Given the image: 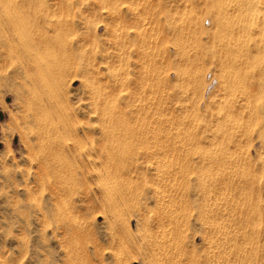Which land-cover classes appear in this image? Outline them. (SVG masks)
<instances>
[{
	"label": "rangeland",
	"instance_id": "1",
	"mask_svg": "<svg viewBox=\"0 0 264 264\" xmlns=\"http://www.w3.org/2000/svg\"><path fill=\"white\" fill-rule=\"evenodd\" d=\"M31 1L40 17L61 16L75 42L44 83L51 93L40 85L58 98L49 119L76 125L87 146L103 141L105 123L149 140L106 168L88 151L87 180L62 192L41 154L31 163L25 101L39 87L10 62L0 74V264H72L71 252L73 264L92 253V264H264V0ZM213 203L224 212H209ZM233 209L249 222L230 223Z\"/></svg>",
	"mask_w": 264,
	"mask_h": 264
},
{
	"label": "bare ground",
	"instance_id": "2",
	"mask_svg": "<svg viewBox=\"0 0 264 264\" xmlns=\"http://www.w3.org/2000/svg\"><path fill=\"white\" fill-rule=\"evenodd\" d=\"M4 3H5V0H0V74H2L7 69V66L10 65V62H12L13 60H16L14 62L18 63L17 65H18L19 69H17V71H19V76L23 77L27 81L28 87L29 86L35 87V85L39 87V89H35V90H33L32 88H34V87H32L31 88L32 90L31 91L29 90L30 96H28L26 101H25L26 104H30V106L28 107V109H29L28 111L31 112L30 113L31 119H27L28 126L26 127L27 131L25 132L26 134L30 135L27 138H28V141L31 142V144L28 143L27 146L28 147L31 146V148H29V149L33 150V154H32V152H31V154L35 156L33 158V160L30 157V159L32 160L31 163H33L35 161L36 156L40 158V154H41V164L39 162L41 171L44 172V174H45V172H48L46 174H48V176L52 179L54 185L59 190H61L62 192L66 191L65 193H68V194H72V192H74V190L78 187V185L83 184L87 180L85 174L87 173L88 168H87V165L84 163V161H82V159H83L82 157L85 156V154L88 151L89 152H96L97 157L100 160V162H102V163L105 162V165H103V168H106L109 162H115L118 160L119 161L122 160V162H123V160H126V159L132 160L131 158H133L136 155L137 146L139 145L140 147H142L145 144L144 140H146V143L149 140L148 135L145 133V130L144 131L141 130V131H143L142 133L134 132L135 128L130 127V126L125 125V124L122 125V124L116 123V125H113L110 123H105L104 125H102V128H101L103 141L101 143L94 145V143H95L94 140L91 139L90 137H86L87 141L89 142V145L87 146V144H85L83 142V140L77 136L76 125H68L66 123L62 124V123H59L57 121L55 122V121L50 120L51 118H53L50 116L52 111L55 110L56 107H58L56 105L57 104L56 99L54 100V98H57V97H53V98L51 97L50 98L51 95L48 96L49 93H51V91L49 92L46 89L48 87H45L44 83L46 82V79H49V77L51 75H53L52 74L53 72H56L62 68L61 56L66 57V56H68L67 55L68 52H71L72 46L74 45L75 42L72 44V41H70V40L68 41V37H69V35H72V34H70L72 29L70 27H68V24L66 22H64V20H62L61 16L55 17L54 19H52V18L47 19V17H40L39 15L35 14V12H34L35 7L33 6V2L31 0H23L19 4L14 3V5L10 4L9 0L6 1L5 5H4ZM15 68H17V67H15ZM17 71H14V72L17 73ZM60 72H62V71H60ZM42 75H44L43 78L40 77ZM47 84H49V83H47ZM40 85L41 86L44 85L43 87H45V89L47 90L48 95H45L44 93L42 94L40 92L43 90L42 88H40ZM59 101H61V100H59ZM58 105H60V102L58 103ZM57 112H59V111H57ZM53 115H54V111H53ZM49 117H50V119H49ZM57 118H59V117H57ZM144 128H145V126H144ZM157 129H158V127H157ZM154 131H156V130H154ZM154 131H152V132H154ZM156 133H153L152 137L150 134V136H149L150 139L153 138V140H156L155 138L158 135V134L156 135ZM35 152L39 153V154L36 155ZM132 163H133V161H132ZM171 168H173V167H171ZM178 169H179V167H178ZM104 170H106V169H104ZM106 171H109V170H106ZM106 173H107V175H106ZM171 174H173V173H171ZM100 177L102 179H105L104 181H106L108 179L112 180L111 177H113V174H112V172L111 173L100 172ZM81 180H83V183L82 182L80 183ZM116 180H117V182H119L118 179H116ZM116 180H114V182ZM174 180H176V178H174ZM117 182H115V184ZM120 182L122 183V180ZM169 182H170V180H169ZM121 183H117V184L120 187L125 185L123 183H122L123 185H121ZM115 184L112 182L109 184V182H108L107 185L110 187H115L114 186ZM104 188H106V187H104ZM204 189H205V187H204ZM121 191L122 190L120 189L119 193ZM202 192H204V194ZM202 192L201 193L203 194V196H202V200H201V204H202L201 206L204 209L205 208L208 209L210 204H206V203H207V201L210 202L211 201L210 199L212 197L209 195L208 190L207 191L203 190ZM185 196H186V194H185ZM186 199H187V197H186ZM216 199H215V201H216ZM158 200H159V197H157V201H156L157 203H158ZM122 202H124L123 199H122L121 203ZM118 203H119V201H118ZM160 203H161V201H160ZM125 205L126 204L124 203V206ZM138 205H139V203H138ZM143 206H141V207H143ZM213 206H214V208H216V207L217 208L215 210L213 209V211L211 208H209V210H210L209 212H215V213L216 212L217 213L224 212L218 207V205L215 206L213 203ZM239 206H241V205H239ZM125 207L127 208L128 206H125ZM233 208H235V207H233ZM109 209H110V207H109ZM145 209L146 208L144 206L143 210H145ZM147 209L145 210V212L147 211ZM134 210H132V212ZM138 210H140V208H138ZM143 210H141L140 212L138 211V213H142L143 215H145L146 213L144 214ZM237 210L238 209H236V211ZM152 212H154V211H152ZM234 212H235V210H234ZM241 212H242V210H241ZM238 213H240V211H238ZM244 213H246V212H244ZM142 214H141V216H142ZM152 214H154V213H152ZM155 215L156 214H154V218H156ZM242 216H244L243 213L237 214L235 212V214L233 216H229V218H231V221L229 219L228 220L230 221V223L231 222H234L236 224L238 223V225L241 226L242 224H244V222L248 223L250 220L248 217L244 220V218ZM145 217H147V216H145ZM150 218H148V219H150ZM144 219H146V218H143L142 220H144ZM160 220H161V218H160ZM154 221H155V219H154ZM143 222H145V220ZM157 222H159V219L157 220ZM151 224H150V226H151ZM74 225H76V224H74ZM146 226H147V224H146ZM146 226L144 224V226H142V227L146 228ZM58 228L60 229V227H58ZM75 228H77V227L74 226V228H72L71 233L76 232ZM147 228H149V227L147 226ZM223 228L225 229V227H223ZM219 229H221V228H219ZM229 232L230 231H227V233H229ZM224 233H225V231H224ZM225 235H226V233H225ZM225 235H223V236H225ZM230 235H231V232H230ZM93 246H95V245H93ZM96 250H97V248H96ZM96 256L97 255L95 253H92L90 264H92V262H91L92 259H96ZM69 257H70L69 258L70 263H72V264L75 263L76 260H79V256L76 252H71V256H69Z\"/></svg>",
	"mask_w": 264,
	"mask_h": 264
}]
</instances>
